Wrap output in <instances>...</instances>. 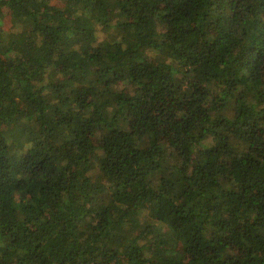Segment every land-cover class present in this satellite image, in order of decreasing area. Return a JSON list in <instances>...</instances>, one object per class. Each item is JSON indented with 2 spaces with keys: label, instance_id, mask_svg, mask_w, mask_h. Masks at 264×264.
Instances as JSON below:
<instances>
[{
  "label": "trees",
  "instance_id": "16d2710c",
  "mask_svg": "<svg viewBox=\"0 0 264 264\" xmlns=\"http://www.w3.org/2000/svg\"><path fill=\"white\" fill-rule=\"evenodd\" d=\"M0 264H264V0H0Z\"/></svg>",
  "mask_w": 264,
  "mask_h": 264
}]
</instances>
